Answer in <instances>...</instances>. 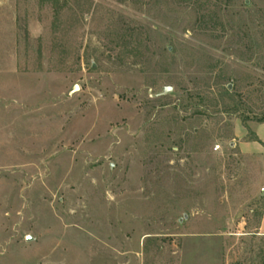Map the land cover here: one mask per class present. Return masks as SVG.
Here are the masks:
<instances>
[{"label": "rangeland", "instance_id": "rangeland-1", "mask_svg": "<svg viewBox=\"0 0 264 264\" xmlns=\"http://www.w3.org/2000/svg\"><path fill=\"white\" fill-rule=\"evenodd\" d=\"M261 117L264 0H0V264H264Z\"/></svg>", "mask_w": 264, "mask_h": 264}, {"label": "crops", "instance_id": "crops-1", "mask_svg": "<svg viewBox=\"0 0 264 264\" xmlns=\"http://www.w3.org/2000/svg\"><path fill=\"white\" fill-rule=\"evenodd\" d=\"M254 132L259 141L245 139L248 134V129L241 123L238 124V131L236 134L240 138L239 146L245 152L264 155V122L258 123L254 127ZM257 233L264 236V209L257 227Z\"/></svg>", "mask_w": 264, "mask_h": 264}, {"label": "trees", "instance_id": "trees-1", "mask_svg": "<svg viewBox=\"0 0 264 264\" xmlns=\"http://www.w3.org/2000/svg\"><path fill=\"white\" fill-rule=\"evenodd\" d=\"M258 123H262L264 122V117L258 118L256 119ZM244 123L246 124V119H243ZM246 127L249 130V136H248V140H255V141H259L258 137L256 136V134L254 132L251 131V129L248 127V125L246 124ZM264 209V206H263ZM263 212V211H262ZM262 215V213H261ZM264 239V238H263ZM264 259V257H263Z\"/></svg>", "mask_w": 264, "mask_h": 264}, {"label": "water", "instance_id": "water-1", "mask_svg": "<svg viewBox=\"0 0 264 264\" xmlns=\"http://www.w3.org/2000/svg\"><path fill=\"white\" fill-rule=\"evenodd\" d=\"M75 89H77V86H75ZM172 91V87H164L163 91L160 92L158 95H165ZM31 237H28V240H30Z\"/></svg>", "mask_w": 264, "mask_h": 264}]
</instances>
